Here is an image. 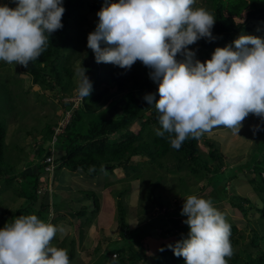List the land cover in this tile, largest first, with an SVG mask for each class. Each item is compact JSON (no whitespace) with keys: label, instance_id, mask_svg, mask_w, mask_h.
Listing matches in <instances>:
<instances>
[{"label":"trees","instance_id":"16d2710c","mask_svg":"<svg viewBox=\"0 0 264 264\" xmlns=\"http://www.w3.org/2000/svg\"><path fill=\"white\" fill-rule=\"evenodd\" d=\"M6 1L9 7H15L12 0ZM207 3L209 11L216 18L212 29L216 39L212 41L201 39L194 46H189V49L195 50L196 53L203 49L224 47L233 36L248 29V24L252 21L264 22V5L260 0H217V2L207 0ZM104 4L105 0H63L65 8L62 17L63 28L51 34L46 50L37 60L30 62L27 67L22 66L24 74L31 79L33 85L40 87L42 91L58 95L60 101L71 97L73 91L77 89L78 78L76 80L73 78L74 70L71 66L80 61L78 68L83 66L87 69L86 75L93 83V91L89 97L80 98L76 108L73 102L64 104V109L70 111L71 115L61 133L55 134L53 127L57 123L51 124L48 121L44 122L42 129L35 135L32 133L37 126L27 129L23 136H20L19 131L14 130L13 127L10 128L8 121L18 117L19 104L16 102L21 98L16 89H10V86L16 85L18 80L0 75V181L8 182L17 177L20 178L18 187H13V191L18 198L24 200L23 206L14 212L9 224L17 216L28 214H36L42 220L48 221L50 212L47 211V205L42 203L38 210L32 211H28L27 207L35 201L38 186L45 183V179L46 182L49 179L40 171L45 174L44 166H49L51 163L44 164L40 160L46 153L51 155L47 147L50 144L53 149L54 171L55 169L59 171L64 169L71 173L82 171L90 177H95L101 173L112 174L118 169L125 180L135 178L134 182L129 181L120 190L113 192L118 196L117 221L120 238L124 244L116 249L108 250L109 256H107V250L104 249L101 254H98L99 248L95 249L93 258L96 257L97 260L93 264H116L114 260L118 261L117 264H127L123 260L125 255L126 259L131 258L136 262L135 264L140 262L142 256L145 264H185L184 258L175 256L169 245L174 244L182 236L186 237L189 228L177 218L180 216L177 209L182 207V204H175V209L171 201L164 198L162 193H155L164 180L163 175H158L160 173L156 171L157 168L160 170L165 168L173 176L184 173V176L190 174L199 181H206V186L215 192L219 200H230V204L243 216L247 212L244 205L250 203V200L237 195L227 196L226 183L233 178L235 172L232 177L220 182V176L225 171L221 170L223 160L214 142H208V157L204 159L199 151L198 139H187L181 148L176 150L171 146L167 133L164 137H159L155 134V130L151 140H145L142 137L147 127L151 126L155 129L160 127L159 113L155 106L148 105L144 100V96L149 93H154L156 99H159L158 84L149 78L150 69L140 61H137L130 70L121 69L112 64L96 63L94 53L87 47V37L94 31L99 20L98 16L89 31L84 30L83 26L88 21V16L97 14ZM176 59L179 62L184 59V56L178 54ZM143 71L146 72L144 82H136V78ZM140 83L143 84L140 91L128 90L137 88ZM126 90L128 91L125 92ZM38 97L41 98L40 95ZM22 100L21 98V102ZM16 134H19V137H16ZM26 138H31L30 143H34L29 149L30 159L26 166L27 169L33 167L34 170L32 168L29 172H26L27 169L17 172L14 164L18 161V155L23 153L20 142ZM12 152L16 154L13 155ZM136 158L138 160H134ZM168 158L170 159L167 162ZM247 164V168L245 167L248 170L247 180L262 203V207L257 209L259 219L256 225L263 230L264 138L255 144ZM144 169L151 172V175L154 174V177H145ZM171 169L173 173L170 172ZM47 175L50 176L49 173ZM155 175H158L157 179ZM137 177L138 180H136ZM138 185L139 194L147 189V194L142 195V197L146 196L144 209L148 212L155 210L158 215L154 219L149 216L144 227L129 231L126 228V211L122 198L129 195L130 189H133L134 193L137 192ZM189 187L184 183L183 176L178 177L177 191H183ZM83 196L86 199H92V206L97 212L100 204L98 196L92 191L83 192ZM87 213V206H83L78 211L80 217H84ZM229 224L231 225L230 240L234 247L239 243L236 236L241 231L235 224ZM151 230L160 236L167 235L171 239H177L170 244H161L150 255L146 254V251L139 252L142 246L139 238L143 235L150 237ZM257 231L252 229L251 236L244 245L245 257L242 258L239 253L234 252L230 259L226 258L228 264H264V251L259 249L261 236L257 234ZM239 238H241L240 235ZM63 241L65 243V240ZM154 241L157 242V240ZM64 245L60 244L57 247L66 249ZM134 245L139 246L137 251ZM70 247L68 255L72 262L75 254L73 243ZM112 255L115 256L114 259ZM108 258L112 262H108Z\"/></svg>","mask_w":264,"mask_h":264},{"label":"clouds","instance_id":"9594fccd","mask_svg":"<svg viewBox=\"0 0 264 264\" xmlns=\"http://www.w3.org/2000/svg\"><path fill=\"white\" fill-rule=\"evenodd\" d=\"M15 7L0 5V61L27 67L46 50L51 34L63 28V0H12ZM196 0H105L97 12L94 31L87 37L96 63L130 70L140 61L158 84L144 96L159 113L155 134H168L179 150L187 139H199L223 126L238 135L249 114L264 119V39L240 35L231 44L217 47L211 59H195L189 46L200 39L215 40V16ZM102 45H104L102 47ZM183 61H177V55ZM83 66L76 70L77 94L87 98L93 83ZM255 135L259 125L252 128ZM174 134V135H173ZM189 228L169 245L185 264H228L234 254L231 225L210 198L189 195L181 209ZM63 225H54L36 214L19 215L0 228V264H71L68 250L52 241ZM228 258V259H226Z\"/></svg>","mask_w":264,"mask_h":264},{"label":"rangeland","instance_id":"374dc122","mask_svg":"<svg viewBox=\"0 0 264 264\" xmlns=\"http://www.w3.org/2000/svg\"><path fill=\"white\" fill-rule=\"evenodd\" d=\"M215 1L217 2V0ZM111 2H117V0H111ZM260 2L264 5V0H260ZM4 4H8L7 1L0 0V5ZM207 4V0H196L193 7H203L207 8L209 11ZM96 17L97 15L95 13L90 14L83 29L89 31L96 20ZM242 34L255 35L264 39V22L252 21L248 24V29L242 31L239 35L233 36L224 46L231 44ZM194 45L195 44L190 46ZM103 46L104 45H102V47ZM216 48L198 51L195 59H198L201 62L211 59L210 56H212ZM79 65L80 61L71 66L74 70L73 78L75 80L78 78L76 70ZM24 73L25 71L23 70L22 65L15 63L8 64L4 61H0V75H6L8 78H12V80H18V83L10 86V89H16L20 97L23 99L22 102L21 98L16 102V104H19L18 117L8 121L10 128L13 127L14 130L19 131L20 136H23L27 129L37 126V129L32 133L35 135L38 134L40 129H42L44 122L48 121L51 124L57 123V125L53 127L55 134L61 133L71 115L70 111L64 109V104L67 102H73L75 103L74 108H76L77 103L80 100L77 91H73L71 97L64 98L60 101L58 95H54L49 91H42L40 87L33 85L31 79ZM145 76L146 72L143 71L136 78V82H144ZM142 85L143 84L140 83V86L137 88H131L128 90L140 91L143 87ZM15 86L19 87L17 88ZM39 95L41 98L38 97ZM101 109H103V107ZM39 120L41 122H39ZM255 125H259L261 130L254 135L252 128ZM155 130L154 127H147L144 134H142V137L145 140H151ZM19 134H16V137H19ZM262 138H264V119L249 114V116L243 121V127L238 135H234L230 129L219 126L212 129L210 132L205 133L198 139L199 151L204 159L208 157V142H214L216 144L218 152L223 160V167L221 170L225 171L220 176V182L223 179L227 180L229 177H232L235 172L233 178L226 183L227 196L237 195L250 200V203H245L244 205V208H246L247 211L245 216L230 204V200H219L215 196V192H212L211 188L206 186V181H199L190 174L184 176V173H180L178 176H173L165 168H162L161 170L158 168L156 169V171L160 173L158 175H163L164 180L161 187L156 189L155 193H162L164 198L171 201L173 206H175V209V204L181 203L183 206L184 199L189 195H197L198 197H203L205 199L210 198L212 200L214 207L225 214L228 223L235 224L238 230L241 231V233H238V236H236L239 243L234 246L233 249L234 252L239 253L242 258L245 257L244 245L247 244L252 229L255 231L258 230L257 234L261 236L259 249L264 251V229L260 230L256 225V222L259 219L257 209L262 207V203L260 197L253 191L246 177L248 171L246 168L249 157L255 144L262 140ZM30 141L31 138H26L20 142V147H22L23 153L18 155V161L14 164L17 172L24 171L28 168L26 163L30 159L29 149L34 144L33 142L30 143ZM110 143H114V141H110ZM47 147H49L51 155L46 153L47 156L43 160L41 159L40 162H43L44 164L50 162L51 164L49 166H44V170L46 171L45 174L43 171H40V173L43 176H47L50 180L47 179L46 182L45 179V183H41V185L38 186L35 193L36 199L33 203L28 205L27 210H38L42 203L47 205V211L50 212L47 222H51L54 225H63L68 230L67 234L62 238L58 233L52 241L53 245L57 247L60 244H65V248L69 251L71 243H73L75 254L71 264H93L97 260L96 257L93 258V251L95 249L99 248L98 254H101L105 249L107 250V256H109L108 250L116 249L124 244V241L120 238V229L118 228L117 221L118 211L116 209V200L118 196L116 194L114 195L113 192L120 190L129 181L134 182L135 178L131 180L129 179V181L125 180L124 175L118 169L114 170L112 174L101 173L95 177H90L82 171L76 173H71L64 169L60 171L55 169L54 171V166L52 164L53 149H51L50 144ZM12 153L13 155L16 154L15 152ZM169 159L170 158L166 161L168 162ZM134 160H138V158ZM32 168L27 169L26 172H29ZM170 172L173 173V169H171ZM48 173L50 176L47 175ZM143 174L147 178L154 177V174L151 175V172L146 169H144ZM158 175H155L156 179L158 178ZM180 176H183L184 183L190 186L183 191H177L176 189L178 177ZM138 177L136 180H138ZM19 181L20 178L18 177L17 179L8 182L0 181V227L9 223L10 218L15 214L14 212H16L19 207L23 206L24 200L18 198L13 191V187H18ZM139 185L137 186V192L134 193L133 189H130L129 195L122 198V203L125 208L124 210L126 211V228L129 231L144 227L149 220V216L154 219L158 215L155 210L148 212L144 209L146 203L144 198L146 196L142 197V195L147 194V189L139 194ZM88 191L94 192L99 198L100 204L97 212L92 206V199H86L83 196V192ZM174 193H177L178 195H175ZM83 206H87L88 213L84 217H80L78 211ZM181 209L182 207L177 209L179 210L178 214L181 213ZM92 211L94 213H92ZM177 218L180 222H183L186 219V217L181 214ZM150 233H152L150 237L143 235L139 238L142 243V248L140 247L139 252L145 253L146 251V254L150 255L154 252V249H158L161 244H170L177 239H171L169 238L170 236L167 235L160 236L159 234H156L154 230H151ZM239 235L241 238H239ZM63 240H65V243ZM154 240H157V242ZM138 248L139 246L134 245L136 251ZM114 257L115 256L112 255L113 259ZM126 258L127 256L125 255L123 260L127 264L136 263L135 261H132L131 258ZM140 258L141 260L137 264H145L144 257L142 256ZM107 261L112 262L110 258H108ZM114 262L116 264L118 263L117 260H114Z\"/></svg>","mask_w":264,"mask_h":264},{"label":"water","instance_id":"95a60500","mask_svg":"<svg viewBox=\"0 0 264 264\" xmlns=\"http://www.w3.org/2000/svg\"><path fill=\"white\" fill-rule=\"evenodd\" d=\"M47 156V154L44 155V157L42 158V160Z\"/></svg>","mask_w":264,"mask_h":264}]
</instances>
